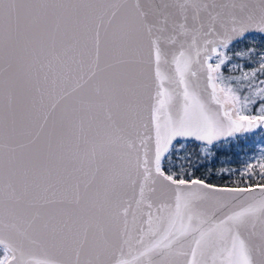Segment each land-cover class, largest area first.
I'll list each match as a JSON object with an SVG mask.
<instances>
[{
	"label": "snow or ice",
	"instance_id": "snow-or-ice-1",
	"mask_svg": "<svg viewBox=\"0 0 264 264\" xmlns=\"http://www.w3.org/2000/svg\"><path fill=\"white\" fill-rule=\"evenodd\" d=\"M257 135L264 0H0V264H264Z\"/></svg>",
	"mask_w": 264,
	"mask_h": 264
},
{
	"label": "trees",
	"instance_id": "trees-1",
	"mask_svg": "<svg viewBox=\"0 0 264 264\" xmlns=\"http://www.w3.org/2000/svg\"><path fill=\"white\" fill-rule=\"evenodd\" d=\"M261 141H262V138L259 135H257L255 137V147H256L257 151L256 152H247V149H246L245 150V153H247V154L241 153L240 158H239L240 161L242 162V161H245V160H251L253 157L258 156L259 155V149L261 147H264V144H262ZM225 150L229 153V155L227 157L228 160H234L235 157L232 155V152L233 151H239L238 149H231V148H226ZM235 166L242 167V163L237 164ZM213 182H216V183H224L225 181L217 178Z\"/></svg>",
	"mask_w": 264,
	"mask_h": 264
}]
</instances>
